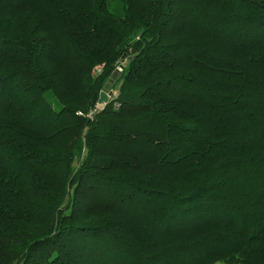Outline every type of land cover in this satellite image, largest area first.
Returning a JSON list of instances; mask_svg holds the SVG:
<instances>
[{
  "label": "trees",
  "instance_id": "obj_1",
  "mask_svg": "<svg viewBox=\"0 0 264 264\" xmlns=\"http://www.w3.org/2000/svg\"><path fill=\"white\" fill-rule=\"evenodd\" d=\"M219 263L264 264V0H0V264Z\"/></svg>",
  "mask_w": 264,
  "mask_h": 264
},
{
  "label": "water",
  "instance_id": "obj_2",
  "mask_svg": "<svg viewBox=\"0 0 264 264\" xmlns=\"http://www.w3.org/2000/svg\"><path fill=\"white\" fill-rule=\"evenodd\" d=\"M112 92L111 91H104V90H101L99 92V96H98V99H97V103H96V106L97 105H105L108 100H109V97L111 96Z\"/></svg>",
  "mask_w": 264,
  "mask_h": 264
},
{
  "label": "rangeland",
  "instance_id": "obj_3",
  "mask_svg": "<svg viewBox=\"0 0 264 264\" xmlns=\"http://www.w3.org/2000/svg\"><path fill=\"white\" fill-rule=\"evenodd\" d=\"M109 90H107V91H111L112 92V95H113V92H115V91H113V90H111L110 88H108ZM98 107H101V105H99ZM219 264H223V263H219Z\"/></svg>",
  "mask_w": 264,
  "mask_h": 264
},
{
  "label": "built area",
  "instance_id": "obj_4",
  "mask_svg": "<svg viewBox=\"0 0 264 264\" xmlns=\"http://www.w3.org/2000/svg\"><path fill=\"white\" fill-rule=\"evenodd\" d=\"M114 93H115V92H113V94H114ZM111 96H112V94H111ZM111 96H110V97H111ZM110 97H109V99H110ZM98 106H99V105H97V107H98ZM115 106H116V108H117V107H118V104H116Z\"/></svg>",
  "mask_w": 264,
  "mask_h": 264
}]
</instances>
